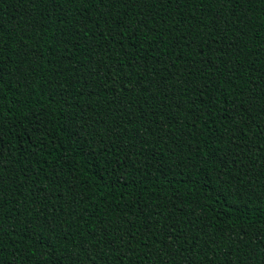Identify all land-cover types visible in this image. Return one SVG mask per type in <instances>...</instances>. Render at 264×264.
I'll use <instances>...</instances> for the list:
<instances>
[{
	"label": "trees",
	"instance_id": "16d2710c",
	"mask_svg": "<svg viewBox=\"0 0 264 264\" xmlns=\"http://www.w3.org/2000/svg\"><path fill=\"white\" fill-rule=\"evenodd\" d=\"M0 38V264H264V0H0Z\"/></svg>",
	"mask_w": 264,
	"mask_h": 264
},
{
	"label": "snow or ice",
	"instance_id": "6c2138e0",
	"mask_svg": "<svg viewBox=\"0 0 264 264\" xmlns=\"http://www.w3.org/2000/svg\"><path fill=\"white\" fill-rule=\"evenodd\" d=\"M39 2L41 3H47L49 5H57L59 6L60 4H62L64 2V0H39ZM110 2L115 5V4H123V5H126L130 2V0H110ZM139 3H141L143 6H147V3H148V0H138ZM169 3H176L177 0H168ZM205 27H207V25H205ZM119 35V33H118ZM185 39H187V36L185 37ZM3 41H2V38H0V44H2ZM191 43V42H189ZM189 75H191V73H189ZM125 79H127V77H125ZM2 152H0V157H2ZM169 227H171V225H169ZM243 238H247V233H242L241 234ZM264 235V234H262ZM179 243V239L177 238L174 242H173V247H175V245ZM237 243H240L239 240H237ZM262 243H264V241H262ZM225 264H236L235 261L233 260H226L225 261Z\"/></svg>",
	"mask_w": 264,
	"mask_h": 264
}]
</instances>
